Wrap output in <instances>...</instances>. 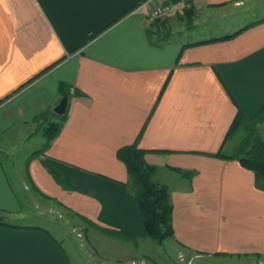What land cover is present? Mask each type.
<instances>
[{
	"label": "crops",
	"instance_id": "0c3cea01",
	"mask_svg": "<svg viewBox=\"0 0 264 264\" xmlns=\"http://www.w3.org/2000/svg\"><path fill=\"white\" fill-rule=\"evenodd\" d=\"M148 1L0 0V264L152 256L116 155L140 134L170 194L175 253L186 264H264V191L238 158L214 156L239 157L233 135L264 107V0H163L175 8L166 17L188 25L178 38L172 19L151 29ZM196 28L207 35L182 41ZM63 97L67 117L50 138ZM44 202L98 241L52 233Z\"/></svg>",
	"mask_w": 264,
	"mask_h": 264
},
{
	"label": "trees",
	"instance_id": "16d2710c",
	"mask_svg": "<svg viewBox=\"0 0 264 264\" xmlns=\"http://www.w3.org/2000/svg\"><path fill=\"white\" fill-rule=\"evenodd\" d=\"M186 12L185 16L189 17L191 11L188 10ZM164 23L165 21L155 20L151 23V29L154 28L155 31L161 33ZM236 34L212 41L226 40ZM54 116L57 121L49 124L45 131L50 138L56 136L61 130L67 117V111L61 116ZM238 119L239 113L230 129V133L235 129ZM263 121L264 107L253 118L247 120L244 130L246 135L239 147V154H241L239 157L226 156L221 152L214 155L218 158H238L240 165L253 173L255 186L262 191H264V141L257 136L256 127L257 124H261ZM140 137L141 134L135 143L122 147L117 151L116 155L127 169L129 176L128 195L137 203L142 228L148 239L161 245L164 241L170 240L174 236L172 226L173 208L168 188L165 185L154 182L153 177L156 174V170L144 161V156L148 151L138 147ZM182 176L190 182L193 172H183ZM106 232L108 234L112 233V231Z\"/></svg>",
	"mask_w": 264,
	"mask_h": 264
},
{
	"label": "rangeland",
	"instance_id": "374dc122",
	"mask_svg": "<svg viewBox=\"0 0 264 264\" xmlns=\"http://www.w3.org/2000/svg\"><path fill=\"white\" fill-rule=\"evenodd\" d=\"M148 5L150 6V9L147 12V16L146 18L148 19V21L150 23H153L155 20L158 19H153L151 18V13L154 10L155 7L159 6L160 4H164V5H170V4H166L163 3V0H149ZM261 14H264V9H261L259 11ZM179 15V14H178ZM246 15V14H243ZM181 16V15H179ZM186 16H184L185 18ZM242 17V16H241ZM172 19V32H173V37L178 38L179 35L181 33H184V26L186 25V21L183 19H177V16L175 15H171L170 17H165L164 19H159L160 21H165L167 22L168 20ZM240 19H238L239 22ZM253 20V18H250L249 16H243L242 20H240L241 24L245 23L248 24L249 22H251ZM238 25V24H237ZM188 26V25H186ZM240 26V25H239ZM192 27V26H191ZM203 30V31H202ZM195 33H190L192 31H188L187 34L181 37L182 41H190V40H196L197 38H199L200 35H204L206 36L207 33L204 29L201 28H196L195 29ZM201 32H205V34L201 33ZM245 128H242L241 130H239V133L236 132V136L234 138V141L238 144H241V141L245 138ZM256 134L257 136H259V138L264 141V121L261 124H257L256 127ZM235 134V133H233ZM42 208L40 209V211L42 213H44V215H50L54 222L53 225H44L47 226L48 229H50V231L56 235H63L65 236H73L75 241L71 242L73 244H75V246H79L80 244L82 245V235L87 234V236H92L93 238H96L95 236H98L96 231H91L89 229H85L83 228V225L78 224V221L75 219H71V217L69 215H67L66 213H63L61 210H55V209H50L49 207L47 208V204L44 202L41 204ZM30 210V209H29ZM31 212V211H30ZM29 212V214L31 215V213ZM24 222V221H23ZM28 223H32V224H38L41 225L43 224L42 221L38 220V219H28ZM43 226V225H42ZM95 240L98 241V239L96 238ZM151 241L152 245H154V252L152 251V256H149L145 259V262L142 263L143 259H139L137 261H130L128 263L125 262V264H186L188 262V259L185 257H179L175 251L177 250L175 248V246H173L172 242H170V240H166L164 241L163 244L158 245L156 244L154 241ZM92 244H96L95 242H91ZM67 244V243H66ZM111 251V250H110Z\"/></svg>",
	"mask_w": 264,
	"mask_h": 264
},
{
	"label": "built area",
	"instance_id": "2783aa9c",
	"mask_svg": "<svg viewBox=\"0 0 264 264\" xmlns=\"http://www.w3.org/2000/svg\"><path fill=\"white\" fill-rule=\"evenodd\" d=\"M174 6L172 5H163L155 7L151 13V18L153 19H164L169 13L174 12ZM183 8L177 11V14L183 15Z\"/></svg>",
	"mask_w": 264,
	"mask_h": 264
},
{
	"label": "water",
	"instance_id": "95a60500",
	"mask_svg": "<svg viewBox=\"0 0 264 264\" xmlns=\"http://www.w3.org/2000/svg\"><path fill=\"white\" fill-rule=\"evenodd\" d=\"M67 103H68V99L67 97H63L60 102L58 103V105L54 108V112L58 115L61 116L65 113L66 108H67Z\"/></svg>",
	"mask_w": 264,
	"mask_h": 264
}]
</instances>
